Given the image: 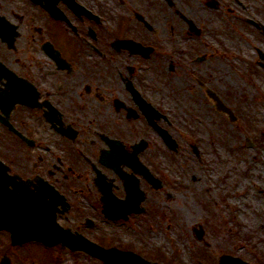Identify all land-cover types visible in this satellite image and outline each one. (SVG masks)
Wrapping results in <instances>:
<instances>
[{
  "label": "rangeland",
  "instance_id": "1",
  "mask_svg": "<svg viewBox=\"0 0 264 264\" xmlns=\"http://www.w3.org/2000/svg\"><path fill=\"white\" fill-rule=\"evenodd\" d=\"M82 1L101 16L105 39L125 27L127 36L153 48L141 73L149 99L168 120L161 126L178 147L169 151L148 129L147 161L162 187L143 186V214L107 221L87 197L61 225L160 264H218L224 254L264 264V70L256 53L264 52V35L253 25L264 26V0H213L215 9L207 6L211 0ZM31 6L29 0H0L4 11ZM189 23L199 35L189 32ZM198 57L204 60L196 63ZM208 90L234 121L216 109ZM1 239L0 259L7 255L12 264H103L84 252L38 243L7 248L8 239Z\"/></svg>",
  "mask_w": 264,
  "mask_h": 264
},
{
  "label": "flooded vegetation",
  "instance_id": "2",
  "mask_svg": "<svg viewBox=\"0 0 264 264\" xmlns=\"http://www.w3.org/2000/svg\"><path fill=\"white\" fill-rule=\"evenodd\" d=\"M75 1L84 9L58 0L50 9L58 18L30 0L31 10L0 9V172L31 191L48 186L58 193L69 204L58 215L63 221L80 199L99 204L98 175L107 177L118 198L125 196L123 175H135L141 189L148 184L126 158L145 141L137 159L152 172L148 129L158 134L148 123L147 104L161 114L141 73L149 56L124 45L147 44L127 36L125 27L105 39L93 10ZM158 116L153 120L161 127L166 119Z\"/></svg>",
  "mask_w": 264,
  "mask_h": 264
},
{
  "label": "water",
  "instance_id": "3",
  "mask_svg": "<svg viewBox=\"0 0 264 264\" xmlns=\"http://www.w3.org/2000/svg\"><path fill=\"white\" fill-rule=\"evenodd\" d=\"M259 57L264 61V54L262 52H259ZM210 95L216 98L215 95ZM217 107L219 110L228 113L231 119H233V115L229 109L219 101H217ZM151 112L153 111L149 108L148 116L150 120ZM160 133L168 147L174 150L176 144L168 133L165 130H161ZM134 161H136L135 158L131 157L128 162H133L134 165H137ZM134 168L139 170L154 187L160 186L159 182L151 176L147 169H143L142 167ZM5 178L0 175V187L6 188L8 184L12 183V180H6ZM125 181L127 193L125 201L116 200L111 195L108 187L102 189L104 214L108 218H126L130 213L141 212L138 204L143 199V195L138 188L137 181L128 177H125ZM12 186V191H3V201H0V230L5 229L11 233L13 245H20L27 241H39L46 246L61 243L62 246H67L73 251L84 250L100 258L105 264H151L133 252L120 251L115 248L106 250L83 239L81 236H73L69 231L61 230L55 225L54 217L51 216L50 218L47 216L49 209L42 204L45 200L44 196H40L38 193H34V195L28 192L27 187L24 185L12 183ZM44 195H46V192ZM114 214L115 217L112 216ZM220 264L247 263L238 258L222 256Z\"/></svg>",
  "mask_w": 264,
  "mask_h": 264
}]
</instances>
